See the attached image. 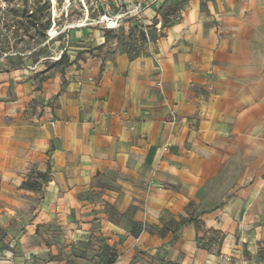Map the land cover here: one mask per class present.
Instances as JSON below:
<instances>
[{
  "label": "crops",
  "instance_id": "0c3cea01",
  "mask_svg": "<svg viewBox=\"0 0 264 264\" xmlns=\"http://www.w3.org/2000/svg\"><path fill=\"white\" fill-rule=\"evenodd\" d=\"M172 3L137 59L0 74V264H264V0Z\"/></svg>",
  "mask_w": 264,
  "mask_h": 264
},
{
  "label": "rangeland",
  "instance_id": "374dc122",
  "mask_svg": "<svg viewBox=\"0 0 264 264\" xmlns=\"http://www.w3.org/2000/svg\"><path fill=\"white\" fill-rule=\"evenodd\" d=\"M104 6V0H0V74L33 73L35 79L43 81L90 58L137 59L149 50L156 25H166L180 8L177 3L162 4L143 14V22L131 19L118 29L104 30L96 23ZM52 30L58 33L54 38L49 36ZM6 249L0 239V254ZM98 253L94 257H100ZM62 255L67 264H86L90 253L78 250ZM113 256L106 252L109 264ZM28 261L37 263L32 258Z\"/></svg>",
  "mask_w": 264,
  "mask_h": 264
},
{
  "label": "built area",
  "instance_id": "2783aa9c",
  "mask_svg": "<svg viewBox=\"0 0 264 264\" xmlns=\"http://www.w3.org/2000/svg\"><path fill=\"white\" fill-rule=\"evenodd\" d=\"M103 13L97 17L96 23L104 30H115L128 20L143 22V14L154 11L159 0H104ZM158 23L156 27H160Z\"/></svg>",
  "mask_w": 264,
  "mask_h": 264
},
{
  "label": "bare ground",
  "instance_id": "6f19581e",
  "mask_svg": "<svg viewBox=\"0 0 264 264\" xmlns=\"http://www.w3.org/2000/svg\"><path fill=\"white\" fill-rule=\"evenodd\" d=\"M53 3H54V0H51ZM53 14L54 15H56V12H55V10L53 9ZM68 28V26L67 27H65V29H67ZM58 35V33L57 32H55V31H50V33H49V36L50 37H52V38H54V37H56Z\"/></svg>",
  "mask_w": 264,
  "mask_h": 264
},
{
  "label": "trees",
  "instance_id": "16d2710c",
  "mask_svg": "<svg viewBox=\"0 0 264 264\" xmlns=\"http://www.w3.org/2000/svg\"><path fill=\"white\" fill-rule=\"evenodd\" d=\"M48 25H49V20H47V23H46V25L44 26V29H45V30L47 29Z\"/></svg>",
  "mask_w": 264,
  "mask_h": 264
}]
</instances>
